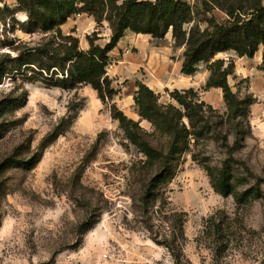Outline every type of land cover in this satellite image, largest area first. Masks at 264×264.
<instances>
[{
	"label": "rangeland",
	"instance_id": "1",
	"mask_svg": "<svg viewBox=\"0 0 264 264\" xmlns=\"http://www.w3.org/2000/svg\"><path fill=\"white\" fill-rule=\"evenodd\" d=\"M189 3L200 13L203 27L205 17L226 18L215 0ZM0 9L2 66L8 55H16L15 48L37 45L44 34L13 27L15 18L27 20L26 13L17 10V0H0ZM96 30L107 32L98 24ZM155 44L164 73V85L156 93L162 103H169V93L181 87L170 70L180 49L166 38L156 39ZM127 53L139 54V50L128 47ZM262 54L263 48L254 58L235 52L216 57L234 61L229 77L233 91L254 99L244 126L246 135L234 154L238 161L234 173L248 179L240 189L256 185L261 197L242 206L232 195L214 190L200 162L216 166L226 159L228 148L220 135L202 142L196 150L199 160L192 153L184 154L176 163L175 177L149 192L156 169L145 166V156L125 137L96 90L90 85L74 90L48 87L42 80H29L30 73L9 68L0 84V107L6 101L25 102L0 114V264H264ZM114 65L110 60L108 69L112 71ZM190 76L201 98L226 117L222 89H205L208 65L202 63ZM118 91L122 93L121 86ZM133 112L139 115L135 102ZM70 116H75L73 124L56 140L46 142ZM139 121L145 131H153L149 121L141 117ZM220 131L229 133L233 145L228 126ZM149 140L158 143L157 138ZM37 155L41 161L29 168Z\"/></svg>",
	"mask_w": 264,
	"mask_h": 264
},
{
	"label": "trees",
	"instance_id": "2",
	"mask_svg": "<svg viewBox=\"0 0 264 264\" xmlns=\"http://www.w3.org/2000/svg\"><path fill=\"white\" fill-rule=\"evenodd\" d=\"M226 18L205 17L203 27L195 5L187 0H17L18 9L27 20L18 26L27 34L43 33L40 43L15 48L14 57L0 66V84L9 68L29 74V80H42L48 87L74 90L90 85L99 98L110 107L112 117L119 121L125 137L145 156V166L156 169L149 183V192L169 183L176 175V163L186 153H196L213 134L227 146V157L220 165L212 166L200 159L216 192L233 196L240 206L261 197L258 186L240 189L249 183L247 178L234 173L236 147L245 137V122L254 99L241 98L229 82L235 70L233 60L216 59L225 52H235L240 57L254 58L263 48L264 68V0H215ZM3 9H0V14ZM206 12L210 9L206 8ZM79 14L93 16L99 26L104 21L112 30L110 40L102 44L99 31L87 35L89 48L82 49L75 29L65 32L63 26ZM127 32L148 34L164 39L171 32L176 48L184 47L182 73L190 76L199 71L202 63L208 65L210 76L205 89L221 88L227 105L226 117L218 115L194 88L174 90L169 93L171 102L162 103L160 95L146 84L136 83L134 99L140 117L151 123L153 131L143 129L140 121L128 117L114 103L119 91L108 75L110 53ZM6 101L0 114L17 110L24 105ZM70 116L46 142L56 140L73 124ZM225 118V119H224ZM228 126L234 135L229 145V133L222 135L220 128ZM64 127V128H61ZM149 137L157 138L154 144ZM42 156H35L29 168H34ZM204 159V158H203ZM199 160V159H198ZM25 163V162H24ZM219 227V226H218Z\"/></svg>",
	"mask_w": 264,
	"mask_h": 264
},
{
	"label": "crops",
	"instance_id": "3",
	"mask_svg": "<svg viewBox=\"0 0 264 264\" xmlns=\"http://www.w3.org/2000/svg\"><path fill=\"white\" fill-rule=\"evenodd\" d=\"M153 1V0H152ZM195 3L196 0H188ZM106 28V34H100L102 39L100 43L105 44L110 40L112 30L107 22L103 23ZM97 22L92 16L88 14H79L70 20L63 26L65 32H69L72 29L76 30L77 35L80 38V46L82 49L89 48L87 35L95 31ZM166 39L173 40L172 33L169 32ZM155 38L148 34H137L127 32L125 37L118 43L116 48L110 53L111 61L115 63L112 71L108 69V75L113 80V86L117 89L122 88V93L118 94L114 99V103L127 115L130 114V118L139 121L140 116L136 113H132L134 106V92L137 90L135 82L139 79L142 83L153 89L155 92L160 85H164L161 79L164 73L161 69V56L160 48L155 44ZM128 47H135L139 50V54L127 53ZM178 53L174 67H171L173 76L179 78L175 83L181 84V87H177L179 90L196 88L195 81L191 76H187L182 73L183 53L185 48L181 47ZM168 70V73L169 71ZM166 68L164 67V70ZM167 72V71H166ZM167 73V74H168ZM167 76V75H166ZM176 79V78H175ZM127 82V85H123ZM120 85V86H119ZM133 85L134 89L131 92L130 88ZM128 116V115H127Z\"/></svg>",
	"mask_w": 264,
	"mask_h": 264
}]
</instances>
